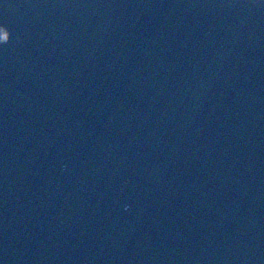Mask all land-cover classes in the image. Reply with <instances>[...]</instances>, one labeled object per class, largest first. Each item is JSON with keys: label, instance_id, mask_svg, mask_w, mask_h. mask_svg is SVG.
<instances>
[{"label": "water", "instance_id": "water-1", "mask_svg": "<svg viewBox=\"0 0 264 264\" xmlns=\"http://www.w3.org/2000/svg\"><path fill=\"white\" fill-rule=\"evenodd\" d=\"M4 25L0 264H264V0H0Z\"/></svg>", "mask_w": 264, "mask_h": 264}, {"label": "clouds", "instance_id": "clouds-1", "mask_svg": "<svg viewBox=\"0 0 264 264\" xmlns=\"http://www.w3.org/2000/svg\"><path fill=\"white\" fill-rule=\"evenodd\" d=\"M7 29L9 31V29L7 28L6 25L4 26H0V32H2L3 30ZM10 32V31H9ZM11 33V32H10ZM9 42V41H8ZM0 43H4L3 41H0Z\"/></svg>", "mask_w": 264, "mask_h": 264}]
</instances>
